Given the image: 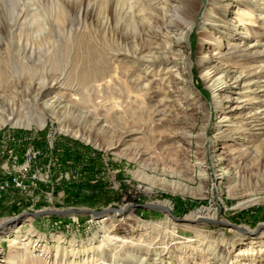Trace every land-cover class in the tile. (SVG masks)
Returning <instances> with one entry per match:
<instances>
[{"label":"rangeland","instance_id":"obj_1","mask_svg":"<svg viewBox=\"0 0 264 264\" xmlns=\"http://www.w3.org/2000/svg\"><path fill=\"white\" fill-rule=\"evenodd\" d=\"M156 1L76 0L86 9L91 4V10L82 15L81 35L100 51L105 46L107 52L111 42L102 29L105 10L113 17L111 27L119 26L131 36L136 33L135 20L141 25V15L154 13L150 6ZM208 1L175 0L169 7L174 19L185 17L190 8L195 22L174 50L175 63L167 67L171 83L156 75L150 87L137 89L113 65L114 73L103 81L110 93L105 94L71 73L65 83L68 88L73 84L79 89L76 103L66 106L68 93L62 87L46 97H62L54 114L42 107L46 98L34 100L36 91L25 83H16L14 77L18 73L14 67H10V75L0 78V131L23 135L27 147L40 139L45 149L53 140L55 160L51 165L55 175L49 184L44 182L40 189L5 195L0 201V264H129L123 253L114 262L110 246L114 242L109 240L129 235L135 243L143 237L147 239L139 251L143 257L148 255L149 264L151 251L146 248L153 243L169 245L160 264H264V228L254 234L228 224L248 231L264 224V91L250 96L245 107L231 110L226 98L234 91H223L217 103L200 62L205 57V69L220 77L231 75L234 70L252 72L259 65L264 67V52H239L237 39L225 36L224 28L213 25L212 38L202 42L200 22ZM223 4L229 6V14L213 13L214 23L247 26L245 34L264 43V0ZM207 14L210 16L211 12ZM83 63L79 61L75 66L81 69ZM93 64L89 61L85 68L95 70ZM129 65L137 73L143 67ZM116 88L133 96L132 104L118 106L120 98L113 93ZM104 103L117 108L109 110L111 123L103 117L107 108L100 106ZM116 112L119 116H111ZM222 112L231 113L230 120L220 122ZM80 114L85 115L79 125L91 133L90 140L65 132L57 119L79 126L72 120ZM130 130L137 131L129 135ZM66 170L69 178L67 173L62 175ZM169 180L180 183L177 186L181 190L173 191L174 184ZM143 204L169 207L178 219L161 207L139 206ZM109 207L126 210L107 212L101 218L77 212L29 215L19 223L5 224L21 213L42 209L99 211ZM210 207L216 209V215L189 219ZM113 215L124 219L119 224L118 217L105 219ZM166 220L174 223L178 238L173 239ZM11 227V234L2 238L3 231ZM132 227L134 232L130 234L128 228ZM28 240L29 253L25 255L22 242ZM41 249L46 251L40 253ZM30 252L34 259L29 258Z\"/></svg>","mask_w":264,"mask_h":264},{"label":"bare ground","instance_id":"obj_2","mask_svg":"<svg viewBox=\"0 0 264 264\" xmlns=\"http://www.w3.org/2000/svg\"><path fill=\"white\" fill-rule=\"evenodd\" d=\"M80 1L82 3L86 0ZM174 1L175 0H157L154 6H150V9L153 10L154 13L151 12L149 15L147 14L148 16H146V14L141 15V25H138L137 20H135L136 29L134 30H136V33H131V36L119 30L118 25V28L111 27L113 17L108 13V10H105L102 16V29L104 35H109V41L111 42V47L109 46V51L106 52L108 49L105 46L102 47L100 51L95 43L81 35L82 26L80 25L83 18L82 15L90 8V2L86 9L83 5L76 4V0H0V78L4 79L7 75H10V67H14L18 73L15 75L16 78L14 77L16 83H25L33 91H36L34 100L45 99L47 96L63 87L62 90L68 93V96H66L67 98H65L67 99L66 103L64 101L66 106L68 103H76L74 98H76L75 95L79 93V89L75 85L72 84L69 88L66 86L65 82L69 79L68 77H70L71 73L72 76L76 75L77 80H80L83 84L88 86L95 85V88L99 90L102 89V92L105 94L109 93V87H107L108 84L103 81L114 73L113 65H116V67L120 69V72L122 71L121 75L137 89L150 87L156 75L160 76L161 80L171 83L170 75H168L169 68L167 67L172 62L175 63L176 61L175 59L174 61L172 60V57L175 56L174 50L179 45L180 41L189 35L195 25L194 11H191L190 8L187 9L185 17L178 19L173 18V14L169 7ZM225 1H229V3L236 2V5H239V0L208 1L205 11L202 14L203 20L200 22L202 24V42L204 38H212L213 35L210 30V25H213L216 28H224L225 36L229 35L237 39L239 43L236 45V49H238L239 52L253 51L254 55L263 53L264 43H261L260 38L246 35L245 33L248 31L247 26L243 25V27H239L236 24L237 26L229 27L226 21L221 25L213 22V18H211L213 13L221 12L224 16L229 14V6L223 4ZM140 12L143 13V9L140 10ZM206 12H211V15L209 16ZM239 28H242L243 31L239 32ZM97 58L99 59L97 60ZM205 60L206 58L203 57L200 61L203 70H205V82L213 92L214 99L217 103L223 91L233 90L234 92L226 98L228 108L231 110L243 108L247 105L250 96L264 91V82L262 81L264 77L263 65H259L252 72L232 70L233 72H231V75L225 74L216 77L214 72L205 69ZM79 61L85 62L83 63L84 67L81 69L75 66ZM89 61H94L93 69L95 70H90L88 66H86L88 69L85 68V64L89 63ZM129 63L132 65H142L143 67L140 68L139 73H137L136 70L133 71L129 67ZM71 66L73 67L72 70ZM177 66V64L174 65V67ZM97 82H99V84H96ZM125 91L126 90L119 88L113 91V93L118 95L115 97L117 99L120 98L116 102L120 107L132 104L134 100L133 96L128 92L125 93ZM167 93L168 92H165V94ZM61 98L60 96L46 98L42 100V107L54 113L58 99L60 100ZM62 100L59 103H62ZM84 100L86 99H83V101ZM135 105L136 104H134L133 107H135ZM100 107L104 108L106 104L104 103ZM113 107L116 108V106ZM113 107H106V113L103 114L107 122L110 121V118H108L109 110L113 109ZM67 113L71 116L69 111ZM220 114V122H227V120L231 118L230 115H232L229 112H222ZM84 115H77L76 120L74 118L72 122H77L79 125ZM111 116L117 117L119 115L116 112ZM57 119L65 132L87 140L91 139V133H88L83 126L70 124L67 122V119H60L59 117H57ZM98 119L101 118L98 117ZM103 125L105 124L103 123ZM135 131L137 130H130L128 134L135 133ZM125 142H127L126 139ZM165 180L164 178V181ZM169 182H171L172 185L174 184V187L171 186L173 191L176 192L181 190L179 186H177L181 185L180 183L178 184L171 180H169ZM202 215L214 216L216 215V209L211 207L202 209L197 214L190 216L189 219L193 221ZM113 217H118V224L124 219L120 215L107 216L105 219H113ZM166 223L169 228H172L171 236L173 239L178 238L176 237L177 233L174 223L171 220H166ZM128 231L132 234L134 228H128ZM11 232L12 227L7 228L3 231L1 235L2 238H7ZM128 237L129 238L125 236L109 239L110 242H114V244H110L114 262L118 260L117 256L123 253L124 257L128 259L129 264H149L148 255L143 257L140 252L147 239L143 237V239L141 238L142 240H138L139 243H137V241L135 243L132 236L129 235ZM16 240L17 237L13 242L16 243ZM127 242H129V244L126 245ZM29 243L30 240L22 242V245L26 249L25 255L29 253L27 251L29 250ZM168 247L169 245L165 243L162 246H157L154 243L149 244L146 249L151 251V264H160L163 262V255ZM44 251L46 250L41 249L40 253ZM29 258H35L32 252H30ZM46 258L47 256L44 257L45 260ZM37 259H41L40 255ZM104 264L106 263L104 262Z\"/></svg>","mask_w":264,"mask_h":264},{"label":"built area","instance_id":"obj_3","mask_svg":"<svg viewBox=\"0 0 264 264\" xmlns=\"http://www.w3.org/2000/svg\"><path fill=\"white\" fill-rule=\"evenodd\" d=\"M11 132L0 131V201L5 195L40 189L44 182L49 184L55 175L51 166L55 161L53 140L45 149L40 145V139L27 147L26 137ZM42 172L46 173L45 177ZM66 173L69 178L67 170L62 175L66 176Z\"/></svg>","mask_w":264,"mask_h":264},{"label":"water","instance_id":"obj_4","mask_svg":"<svg viewBox=\"0 0 264 264\" xmlns=\"http://www.w3.org/2000/svg\"><path fill=\"white\" fill-rule=\"evenodd\" d=\"M139 206H142V207H146V208H152V207H161L163 209H165L167 212L170 213V215L176 219H178L172 212H171V208L169 207H166L164 205H150V204H143V205H139ZM120 211V212H124L126 210V208H116V207H109L107 209H104V210H83V209H66V210H55V209H42V210H38V211H34V212H24V213H21L15 217H12L10 219H8L5 224H10V223H13V222H17L19 223L20 220L25 217V216H34V217H37V216H41V215H63V214H68V213H73V212H77V213H84V214H91L93 215L94 218H101L104 214H106L107 212H111V211ZM201 220V218H200ZM229 225L233 226V227H236L237 229H240L244 232H251V233H257L260 231V229L264 228V224L262 225H259L255 231H248L247 229H244V228H241L240 226H237L235 224H231V223H228Z\"/></svg>","mask_w":264,"mask_h":264}]
</instances>
